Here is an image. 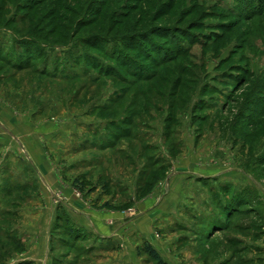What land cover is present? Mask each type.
Returning a JSON list of instances; mask_svg holds the SVG:
<instances>
[{
	"label": "rangeland",
	"instance_id": "1",
	"mask_svg": "<svg viewBox=\"0 0 264 264\" xmlns=\"http://www.w3.org/2000/svg\"><path fill=\"white\" fill-rule=\"evenodd\" d=\"M0 264H264V0H0Z\"/></svg>",
	"mask_w": 264,
	"mask_h": 264
},
{
	"label": "trees",
	"instance_id": "2",
	"mask_svg": "<svg viewBox=\"0 0 264 264\" xmlns=\"http://www.w3.org/2000/svg\"><path fill=\"white\" fill-rule=\"evenodd\" d=\"M145 251L158 263H161V258L158 253L148 244L145 247Z\"/></svg>",
	"mask_w": 264,
	"mask_h": 264
}]
</instances>
